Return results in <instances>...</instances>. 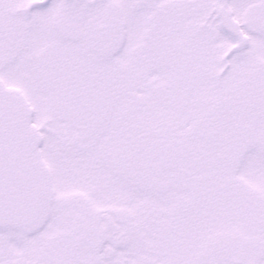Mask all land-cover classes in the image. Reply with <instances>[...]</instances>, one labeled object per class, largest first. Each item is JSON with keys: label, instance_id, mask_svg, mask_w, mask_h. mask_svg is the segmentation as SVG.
<instances>
[{"label": "snow or ice", "instance_id": "obj_1", "mask_svg": "<svg viewBox=\"0 0 264 264\" xmlns=\"http://www.w3.org/2000/svg\"><path fill=\"white\" fill-rule=\"evenodd\" d=\"M0 264H264V0H0Z\"/></svg>", "mask_w": 264, "mask_h": 264}]
</instances>
